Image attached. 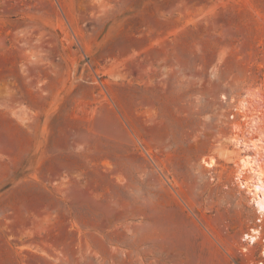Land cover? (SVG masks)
<instances>
[{
    "label": "rangeland",
    "instance_id": "obj_1",
    "mask_svg": "<svg viewBox=\"0 0 264 264\" xmlns=\"http://www.w3.org/2000/svg\"><path fill=\"white\" fill-rule=\"evenodd\" d=\"M243 134L264 0H0V264H264Z\"/></svg>",
    "mask_w": 264,
    "mask_h": 264
},
{
    "label": "bare ground",
    "instance_id": "obj_2",
    "mask_svg": "<svg viewBox=\"0 0 264 264\" xmlns=\"http://www.w3.org/2000/svg\"><path fill=\"white\" fill-rule=\"evenodd\" d=\"M256 97V96H254ZM251 94H244L239 100L235 107V111L240 115L241 121L244 122L249 133L256 132L261 128L262 119L259 117L260 112H257L256 105L259 104L257 98L255 99ZM261 97V96H260ZM256 111V112H255ZM259 113V115H258ZM233 118L235 116H232ZM262 122V123H261ZM239 128L240 125H236ZM232 142L241 149H250L252 146L258 148L257 150H262L260 153V158L257 159L256 156L239 153L238 160H236V174L235 178L239 183L240 188H244L247 193L251 196V200L257 210V212L264 218V139L260 136L256 140L250 142V139L246 138L243 134L242 137L232 138ZM222 156L229 159L230 153L221 150ZM207 167H213L217 164L215 158L211 157L208 160H203ZM260 230L253 229L250 233L246 235V239L255 244L260 238ZM264 257V248L262 251Z\"/></svg>",
    "mask_w": 264,
    "mask_h": 264
}]
</instances>
